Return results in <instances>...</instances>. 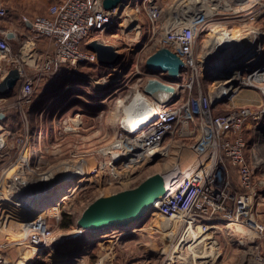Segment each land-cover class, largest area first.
Segmentation results:
<instances>
[{
    "label": "built area",
    "instance_id": "built-area-1",
    "mask_svg": "<svg viewBox=\"0 0 264 264\" xmlns=\"http://www.w3.org/2000/svg\"><path fill=\"white\" fill-rule=\"evenodd\" d=\"M219 1L224 5L233 2ZM122 5L123 2L113 9H106L104 0H64L51 5L45 14L34 18L23 16V21L32 25V32L24 35L20 50L16 53L12 49L10 40L5 35H0V81L10 68L14 66L19 68L21 78L14 89L16 90L14 106L21 110L25 119L26 110L33 101L37 81L42 76L58 74L64 68L77 70L83 64L98 62L97 54L86 48V43L95 39V34L104 33L109 26L121 19ZM173 6V4H163L160 0H147L145 10L150 19L151 29L161 35L157 48L166 46L180 55L184 61L180 78L182 77L185 83L188 82L190 88L195 78L202 75L201 72L205 73V68L213 67L222 61L217 55L220 48L200 47L199 40L204 37L208 21L218 16L220 18L225 16L226 19L245 18L251 24H255L264 17V0H256L247 10H239L237 5L234 7L236 10L219 8L217 12L206 17L199 15L200 9L194 12L189 10L185 15L178 12L174 14ZM6 14L7 10L0 7V17ZM256 28L251 27L250 36L256 39L263 37L264 32ZM242 37L240 40L234 39L235 43H227L225 47L234 45L242 48L238 51L235 60L250 66L245 67L242 72H235L231 78H235V81L229 90L223 93L200 89L197 93L189 92L186 98L182 99L177 93V86L180 83L163 81L170 87L176 88V91L166 90L162 98H158L153 93L148 96L152 106H156L154 109L156 114L138 128L134 127L130 131L121 128L119 136L107 149L111 154L110 160L99 167L110 165L113 168L112 174L116 176L118 171H130L133 166L143 162L164 159L174 151L180 154L186 141H190L189 147L195 158L193 167L187 176L179 177L173 185L170 184L173 176H169L165 186L166 191L157 207L160 218L163 217L169 222V225L158 222L154 228L166 239L162 264H217L232 255L234 242L239 245L245 244L244 235L250 236L253 245L255 240L264 238V223L259 218L261 202L257 201L259 195L264 192V176L259 175L258 159L249 147L254 146L256 137L257 139L264 137V73L262 71L264 67L251 71L252 65L257 64V58L263 52L260 54L259 47L257 46L256 49L251 45L255 42H247L246 38ZM39 38L48 39L52 51L47 53L41 64L36 65L23 59L22 51L31 45L28 52L31 57H35L33 48ZM249 52L256 55L249 57ZM20 57L22 63H17ZM212 62L215 64L210 65ZM27 64L32 68H28ZM246 71L251 73V79L240 81V74ZM158 74L164 73L152 75L160 79ZM213 83L216 84L215 81ZM242 84L258 89L260 99L256 103L236 105L235 99ZM7 100L8 98L0 97V104ZM220 105L232 107L225 109L224 112H218L217 108ZM0 111L4 110L0 107ZM2 127L1 120L0 151L5 148ZM17 144L18 160L27 158L28 166L31 153L33 152L32 155L35 153V150L30 149L29 134H20L17 137ZM179 165L178 171H183L182 165ZM64 166L66 172L63 176L54 177L53 173H46L53 176L48 182L57 184L58 179L63 178L71 181L74 176L79 175L70 173L76 172L77 166L70 167L69 172H67V164ZM173 173L176 177L177 173ZM61 176L62 178H59ZM16 179L20 181L23 177ZM130 179L131 175L127 180ZM1 183L2 180H0V206H3ZM20 185L19 190L23 187ZM77 187L72 191L70 187L65 196L59 199L64 200L77 195ZM51 203L48 202L46 208ZM60 203L61 201L58 203L59 208ZM55 209L57 214L54 216L59 221L61 209L57 207ZM231 222H241L247 232L238 235L221 229ZM80 230L84 232L83 229ZM20 234L21 240L18 239L16 242L37 248L34 252L37 257L46 249L51 250V245L58 242V238L62 236L49 223L48 215L41 213L29 216L24 221ZM226 238H230L232 242L230 245L225 242ZM250 248L244 247L243 256L247 258L246 264H251L249 253L253 251V247ZM261 259L262 257L255 258L257 261ZM80 261L81 259H77L78 264H81ZM0 262H3L1 258ZM86 264L104 263L98 259Z\"/></svg>",
    "mask_w": 264,
    "mask_h": 264
},
{
    "label": "rangeland",
    "instance_id": "rangeland-1",
    "mask_svg": "<svg viewBox=\"0 0 264 264\" xmlns=\"http://www.w3.org/2000/svg\"><path fill=\"white\" fill-rule=\"evenodd\" d=\"M146 1L125 0L121 7V19H118L114 25L109 26L103 34L94 35L95 39L98 38L103 43L114 45L122 54L123 57L117 66L99 68L85 64L79 66L77 70L64 68L58 74H45L37 81L33 101L26 110V119L21 110L14 106L15 97H13V94L11 98L0 104V107L8 115L4 123L2 122L5 148L0 151V180L7 181V183H3V190L5 193L7 192V195L13 197V199L7 200L8 202L3 201V206H0V233L4 229L5 239L10 242L6 245L11 248L0 250V258L3 261L0 264H6L8 259L16 264H26L28 257L34 255L33 249L31 250L29 246H25L23 242L16 241L17 236L21 235L24 221L29 216L39 213L48 215L49 223L62 235L61 238H58V241L74 234L62 243H53L51 250L46 249V254L43 253L39 257L34 256V258L46 261L47 264H78L77 259H81V264L91 263L98 259H101L104 264H162L165 257L163 247L166 239L162 233L157 232L154 228H156L155 225L158 222L163 224L165 222L164 218H160L157 214L158 206L154 207L156 210L140 225L134 223L128 227L129 229L126 227L125 229L117 228L112 229L113 231L107 234L91 236L86 235L76 225L83 209L100 195H108L125 188L134 187L149 175L164 170L168 171L169 166L167 164L177 159L185 171H190L194 164L195 158L189 147L190 141H186V145L182 148L180 154L174 151L164 159H153L133 166L130 171L128 170L131 173L130 180H121L123 175L120 176V171H118L117 176L113 175V168L108 164L104 168H99L111 158V154L107 149L119 136L125 109L133 105L135 100H138L136 98L138 94L143 96V85L148 78L155 76L147 69L146 59L157 49L161 35L154 33L150 27V19L145 10ZM160 1L163 4L175 5L179 0ZM227 1H233L234 4L242 2L241 7L250 2V0ZM15 8L22 15L18 6ZM2 20H4V17H0V27H8ZM208 23L217 24L216 29L220 33L208 34L206 28L203 39L200 38L199 40L200 47L211 48L216 40L229 39L230 36H238L239 33V36H243V39L246 38L247 42H255L251 45L256 49L258 46L260 54L264 53L263 37L260 36L261 38L256 39L250 36L252 32L249 31L251 27L255 26L256 29L264 32V22L261 19L258 23L251 24L245 18L226 19L225 16L222 18L218 16L210 22L208 21ZM220 27L233 35L224 33L222 37L220 36L221 38L218 37L222 33ZM239 38L241 37H237L236 40H240ZM12 49L14 53L19 51L15 44H13ZM41 54H35L36 58L32 60L29 57H24V59H29L30 63L38 65L47 57L46 53L45 55ZM252 54L249 52V57ZM261 56L257 58V63L261 61ZM20 62L22 63L21 57L17 63ZM26 66L32 68L28 64ZM201 74L195 78L191 88L188 87V82L185 83L182 77L176 79L175 82L180 83L177 86L178 97L184 99L189 92L195 93L200 89L225 93L235 81V78L218 79L219 82L215 81L216 84L213 85V81L207 77L204 71ZM251 77V73L246 71L240 74L239 79L240 81L242 79L249 80ZM255 91L257 92L258 89L242 84L241 90L235 99L236 105H238L237 99L241 97L242 93H255ZM231 105H220L217 111L224 112L225 109L232 107ZM26 133L30 136V149L35 150V153L34 155H32L33 152L31 153L29 164L26 165L27 170L23 176V181L26 182L25 185L29 186L32 191L37 188L33 182L43 181V184L46 183L44 180L47 177L43 174L53 173L54 177L63 176L66 172V166L64 165L67 164V172L70 171V167L80 165L81 168L92 172L89 175L92 180L89 179L90 182L86 181L83 185L77 187V195L73 196L74 199L73 197H67L64 200L58 199L56 202H52L48 208L39 212L32 211L27 203L21 206L15 202L19 199V195L21 196L25 192L23 189L26 188L25 186L22 187L19 192L18 186L20 184L16 179L18 173H20L17 137L20 134L26 135ZM249 147L258 159V162H256L259 163V175L264 176V137L258 139L256 137L254 146L250 145ZM62 176L59 178H62ZM79 177L80 175H76L72 178L69 184L71 191L79 184ZM96 177L99 180H96ZM8 179H11L9 183ZM58 180L56 185L66 181L64 178ZM60 201L59 208L58 203ZM257 201L261 202L259 205L261 210L259 218L264 223V192L259 195ZM55 207L61 209V216L63 211L74 215L75 224L71 228L62 229L59 227L61 218L57 221L54 216V214H57ZM120 232L125 234L120 235L118 240L112 239V237L121 234ZM238 235H244V233H238ZM244 236L245 244L233 243L232 255L228 256L232 260L228 264H246L247 258L243 256L244 247H253L252 252L255 251V256L254 253L250 255L251 264H258L254 260L260 257H262L261 264H264V238L255 240L256 243L253 242L254 246L252 239H249L250 236ZM225 242L229 245L232 243L230 238H226ZM256 247L260 248L257 249ZM94 256L95 258H93Z\"/></svg>",
    "mask_w": 264,
    "mask_h": 264
},
{
    "label": "water",
    "instance_id": "water-1",
    "mask_svg": "<svg viewBox=\"0 0 264 264\" xmlns=\"http://www.w3.org/2000/svg\"><path fill=\"white\" fill-rule=\"evenodd\" d=\"M124 1L104 0V6L106 9H113ZM7 37L11 38L10 32ZM86 46L97 54L98 63L104 67L117 66L123 57L114 45L103 43L98 38L87 42ZM241 49L234 45L220 48L217 55L222 58V61L213 67L206 68L207 77L211 81L231 79L235 72L244 71L245 67L250 65L235 60L238 51ZM255 55L254 53L251 57ZM183 66L184 61L180 55L166 46L157 48L146 59V67L151 74L167 73L173 79L180 77ZM262 67H264V59L255 65L253 64L251 71ZM20 78L19 68L16 66L10 68L0 81V97H11ZM160 85L168 87L170 91L173 88L156 77L148 78L142 88L143 100H139L129 109L130 115L138 116L149 111L152 103L148 96L152 95L153 90ZM5 118L6 113L0 111V121ZM139 121L142 123L141 126L146 124L148 114L142 115ZM121 125L126 131L131 130L128 124L121 123ZM168 179L169 172L164 170L149 175L134 187L125 188L108 195H100L83 209L77 219V227L83 230H109L111 228L129 227L134 223L140 225L156 210L154 205L163 197ZM62 242H64L63 238L57 244Z\"/></svg>",
    "mask_w": 264,
    "mask_h": 264
},
{
    "label": "bare ground",
    "instance_id": "bare-ground-1",
    "mask_svg": "<svg viewBox=\"0 0 264 264\" xmlns=\"http://www.w3.org/2000/svg\"><path fill=\"white\" fill-rule=\"evenodd\" d=\"M255 1L256 0H250V2L248 4L245 3L246 5H244L242 7H241V3L242 2L240 4L239 3L238 4L235 3V4H237V6L239 7V10H247L251 6V4L254 3ZM207 3H209V5ZM202 6H204V8ZM234 7H235V5H234L233 2L231 4H229V5H224V3L222 4L219 0H179L172 7V13L175 14V13L178 12L179 14H184L185 15L189 10L191 12H194V11L200 9L199 10V15L201 17H206V16L212 15L213 13L217 12V10L219 8H226V9H232V10L234 9V10H236ZM216 26H218V25L217 24H214L213 25L212 23L207 24V26H206L207 31L206 32L208 34H210V33L217 34L218 29H216ZM209 28H211V29H209ZM219 29H220V31L222 33L218 37H220V36L222 37L224 33H226L227 35H233L232 33L230 34V32H228L227 30H224L221 27ZM218 33H220V32H218ZM98 34H103V33L100 32ZM237 37H241V36H239V33H238V36H230L229 39H223V38H221L220 40L218 39L219 41L216 40V42L214 43V45H212V49L213 48H215V49L218 48L219 49V48H222V47L225 48V46L228 45L227 43H231V42L232 43H235V40H236ZM26 55L31 60L33 58H36V57H33V56L31 57V55L29 54V52H27ZM22 57L24 59V56H22ZM25 60H27V59H25ZM36 61H37V59H36ZM214 64L215 63H213V62L210 63V65H214ZM216 81L219 82V80H216ZM166 90H168V87H164V86H161L160 85L156 89L153 90V94L155 96H157L158 98H162L163 95L166 94V92H167ZM171 91L175 92L176 91V88H172ZM136 98L138 100H135L134 101V104H136L139 100H143V96L141 94L140 95L138 94V97H136ZM133 105H130V106H128L125 109L124 118L123 117H122L123 119L121 118L122 119L121 123L128 124L130 126V129H133L134 127L138 128L139 126H141L142 123L139 120L142 118V115L145 116V115L148 114V120H149L150 118H152L156 114V111H154V109L156 108V106H152V107H150V110L149 111H147L146 113H144L142 115H138V116L137 115H130V113L128 111H129V109ZM121 127H122V125H121ZM192 161H193V159H192ZM192 161H191V163H192ZM18 164L20 165V170H19L20 173H18V177H23L24 174H25V171L27 170V168H26L27 158H25V157L21 158L20 161L18 162ZM167 165L169 166V170H168L169 176L170 175L173 176V180L172 181L170 180V184L171 185H173L175 182H177L178 179H179V177H181V176L182 177H185V176H187L189 174V171H185V170L178 171V167L180 166L178 159L175 160V161H173L172 163L167 164ZM192 167H193V165H192ZM75 171L76 172H70V173L71 174H79L80 175V177L78 179V183L79 184H77L78 187H80L81 185H83L86 181L87 182H90L92 180V178L89 176L90 174H92V172L89 171V170L87 171L84 168H81L80 165L77 166V169H75ZM173 172H176L177 173V176L176 177H174L175 175H173L174 174ZM43 175H45L47 177V179H45V180L43 179L44 182H46V183L43 184V181H41V182L38 181L39 183H34L33 182V184L37 188H34V190H32V191L30 190L31 188H29V186L25 185L26 182H24L23 179L20 180V181H18L19 184H21L20 185L21 187L22 186L23 187L24 186L26 187L25 190L23 189V191H25V192L22 193L21 196L19 195V199L17 201H15L18 205L23 206L24 204L27 203V204L30 205V209H32V211H34V212L43 211V209L46 208L48 202H56L59 198L65 196V194L67 192V189L68 190L70 189V185H69L70 182H71L70 180H66L65 182L61 183L60 185H56L53 182L50 183V184H48L47 183L48 182L47 180H51L53 178V176H50L49 174H43ZM122 175H123V177H122L121 180H127L130 177L131 173H129L128 170H123V171H120V176H122ZM6 176H8V174H6ZM89 179H90V181H88ZM96 180H99V179L96 177ZM9 181H11V179L10 180L8 179V183H9ZM35 181H37V180H35ZM4 182L7 183V181H2V183H1L2 192H3V198H4V201L8 202L7 200H9V199L11 200V199H13V197H10L9 195H7V192L5 193V191L3 190V183ZM171 185H170V187H171ZM8 191H10V190H8ZM19 192H20V190H19ZM2 204H3V202H2ZM158 205H159V201H157L155 203L154 207H156ZM164 222H165L164 225H169V222L165 218H164ZM126 228H128V227H126ZM112 229H117V228H111L109 230H102V229L101 230H87V229H84V232H85L86 235L94 236V235H98V234H100V235L101 234H107L109 232H112L113 231ZM118 229H125V228H118ZM221 229L222 230L225 229L226 231H230V232H235L236 234L237 233H242V232L243 233H246L247 232L246 227L241 222H233V223L231 222L229 224H226V225L222 226ZM217 232H220V231H217ZM72 236H74V234H71L70 236H67V238H65L64 241H66V239H68V237L70 238ZM20 237H21V235H18L17 236V240L18 239L21 240ZM32 249L35 250V251H37V248H32ZM172 252H173V250H172ZM172 252L170 253V255L172 254ZM253 253L254 252L250 251L249 254L252 255ZM29 258L30 257H28V259ZM254 261H255V263H258V264H261L262 263V260H259V261L254 260Z\"/></svg>",
    "mask_w": 264,
    "mask_h": 264
},
{
    "label": "crops",
    "instance_id": "crops-1",
    "mask_svg": "<svg viewBox=\"0 0 264 264\" xmlns=\"http://www.w3.org/2000/svg\"><path fill=\"white\" fill-rule=\"evenodd\" d=\"M62 1H64V0H0V7H4L7 10V14H6V16H4V20H2V21H4L5 24L8 26V27H0V35H5L7 37V34L10 32L11 38H8V37L7 38L10 40V43L12 46H13V44H15L16 48H18V50H20V46L22 44V40H23L24 35L25 34L29 35L32 32V25L30 23H25L23 21V16H28L29 18H34L37 15L45 14L48 12V9L51 5H53L55 3L62 2ZM16 6H18V8L21 10L22 15H20V12H18V9L15 8ZM261 21L264 22V18H261ZM262 39H264V37ZM30 46L31 45H29L26 49H24L22 51V56L28 57L26 55V53L29 51ZM33 51L35 54H41L42 53L41 55H43V54L45 55V53L47 54L48 52H51L52 48H51L50 41L46 38H39L38 41H36V45L34 46ZM34 53H33V55L36 56ZM263 59H264V53L262 55L261 61H263ZM27 60H29V59H27ZM262 71L264 73V69H262ZM259 99H260V95H259L258 91L257 92L255 91V93H249V92L242 93L241 97L237 99V104L238 105H249V104H252L254 102H257ZM141 229L143 230V228H141ZM3 230H2V233H0V250H2V251L4 248H7V250H8V248L11 249L8 245H6V244H9L10 242L7 239H5V235H4L5 231H3ZM124 234L125 233H121V234H119V236L120 235L122 236ZM119 236L118 237H112V239L116 238L118 240ZM112 239H110V240H112ZM25 246H27V245H25ZM31 250H32V248H31ZM33 251L35 252V250H33ZM25 253H27V252H25ZM0 254H1V251H0ZM15 254H17V253H15ZM34 256L35 255H32L31 258L29 260H27L26 264H29L32 260H34L35 259ZM11 257L14 258L13 256H11ZM231 260H232V258H229V257L224 258L223 261L218 262L217 264H228L229 262H231ZM6 264H16V263L11 261V259H8Z\"/></svg>",
    "mask_w": 264,
    "mask_h": 264
},
{
    "label": "trees",
    "instance_id": "trees-1",
    "mask_svg": "<svg viewBox=\"0 0 264 264\" xmlns=\"http://www.w3.org/2000/svg\"><path fill=\"white\" fill-rule=\"evenodd\" d=\"M83 65H85V64H83ZM88 65H93V66H96V67H99V68H105L104 66H101L98 62L97 63L88 64ZM158 77L162 81H176V79L171 78L167 73L158 74ZM15 93H16V90L13 92V97H15ZM195 93H197V92H195ZM9 98H11V97H9ZM7 118H8V115L6 114V118L4 120H2V122L4 123V121ZM74 224H75L74 215L69 213V212H67V211H63L62 212V216H61V220H60V223H59V227L62 228V229H69ZM46 251L47 250L44 251V254H46ZM93 258H95V256ZM29 264H47V263L44 260H39L38 258H35Z\"/></svg>",
    "mask_w": 264,
    "mask_h": 264
}]
</instances>
